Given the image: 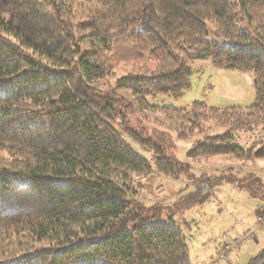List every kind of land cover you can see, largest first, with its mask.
Returning a JSON list of instances; mask_svg holds the SVG:
<instances>
[{"label":"trees","instance_id":"16d2710c","mask_svg":"<svg viewBox=\"0 0 264 264\" xmlns=\"http://www.w3.org/2000/svg\"><path fill=\"white\" fill-rule=\"evenodd\" d=\"M197 60L250 71L253 104L152 102L190 90ZM150 113L179 139L229 127L192 159H264V137L234 134L264 130V0H0V264H190L181 232L137 198L142 151L160 175L188 174L167 133L138 125Z\"/></svg>","mask_w":264,"mask_h":264},{"label":"rangeland","instance_id":"374dc122","mask_svg":"<svg viewBox=\"0 0 264 264\" xmlns=\"http://www.w3.org/2000/svg\"><path fill=\"white\" fill-rule=\"evenodd\" d=\"M208 31L207 40L226 43L215 37L212 26ZM190 82V90L182 97H158L152 102L185 110L196 101L211 107L246 110L255 99L250 71L215 68L209 60L192 64ZM150 114L155 122L144 120L138 124L135 117L133 124L167 133L172 140L168 155L187 166L188 174L176 179L160 175L154 169L153 153L142 151L151 173L135 177L142 184L138 200L146 207H160L159 220L181 232L190 264H248L264 250V224L260 225L264 218V159L240 161L225 155L192 159L188 153L197 142L206 136H219L229 127L207 123L187 139H179L176 127L167 119ZM234 134L238 144L250 147L264 137V130L259 127ZM204 191L207 198L201 202ZM225 247L229 251L225 259H220Z\"/></svg>","mask_w":264,"mask_h":264},{"label":"built area","instance_id":"2783aa9c","mask_svg":"<svg viewBox=\"0 0 264 264\" xmlns=\"http://www.w3.org/2000/svg\"><path fill=\"white\" fill-rule=\"evenodd\" d=\"M264 224V218L261 220L260 225ZM253 236V235H252ZM229 251V247H225V250L220 254V259H225L226 253Z\"/></svg>","mask_w":264,"mask_h":264},{"label":"water","instance_id":"95a60500","mask_svg":"<svg viewBox=\"0 0 264 264\" xmlns=\"http://www.w3.org/2000/svg\"><path fill=\"white\" fill-rule=\"evenodd\" d=\"M203 189H204V188H203ZM205 190H207L206 187H205Z\"/></svg>","mask_w":264,"mask_h":264}]
</instances>
